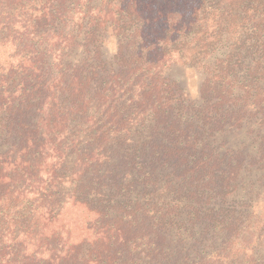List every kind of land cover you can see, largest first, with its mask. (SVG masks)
<instances>
[{
  "label": "trees",
  "instance_id": "obj_1",
  "mask_svg": "<svg viewBox=\"0 0 264 264\" xmlns=\"http://www.w3.org/2000/svg\"><path fill=\"white\" fill-rule=\"evenodd\" d=\"M0 264H264V0H0Z\"/></svg>",
  "mask_w": 264,
  "mask_h": 264
},
{
  "label": "rangeland",
  "instance_id": "obj_2",
  "mask_svg": "<svg viewBox=\"0 0 264 264\" xmlns=\"http://www.w3.org/2000/svg\"><path fill=\"white\" fill-rule=\"evenodd\" d=\"M180 76L182 77V79H183L185 82L187 81L186 78H185V76L182 75V73L180 74Z\"/></svg>",
  "mask_w": 264,
  "mask_h": 264
}]
</instances>
